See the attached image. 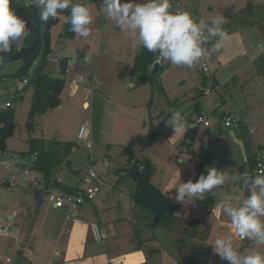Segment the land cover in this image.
Returning a JSON list of instances; mask_svg holds the SVG:
<instances>
[{
	"label": "crops",
	"instance_id": "obj_1",
	"mask_svg": "<svg viewBox=\"0 0 264 264\" xmlns=\"http://www.w3.org/2000/svg\"><path fill=\"white\" fill-rule=\"evenodd\" d=\"M75 1L81 3L80 0ZM92 1H97L99 8L98 25L102 30V45L110 42L132 44L129 33L122 31L107 18L103 11L102 0ZM17 2L35 7L32 6L31 0H17ZM170 4L172 11L175 7H182L183 11L189 12L197 21L204 20L206 23H210L217 15L225 16L226 23L223 27L228 34V40L221 49L211 52V73L205 75V79L210 76L214 85L219 86V91L240 90V98H243V101L232 114L246 121L251 137L256 133L255 130L264 124V0H170ZM63 16L66 21V16ZM61 18L62 15L60 20ZM29 35L26 30L25 39L23 38L19 43L18 49L26 46ZM100 57L102 58V55ZM13 69L19 72L21 66H15ZM97 79L93 80L94 85ZM73 88L66 109L61 107V103L59 105L62 116L70 111L72 104L74 106L73 99L80 90L78 81H75ZM106 89L109 90L108 87ZM111 102V91L106 94L92 91L91 96L89 92L88 95H84L82 102L85 113L73 127L74 137L58 134L51 138L71 141L76 146L64 158L63 163L50 172V180L47 184H50V189L58 192H74L91 165L99 173L96 180L98 187L96 197L92 201L85 202L76 212L75 218H70L67 206L54 207L46 198L39 212L28 216L29 212H35L37 203L34 191L22 180L17 186L23 187L31 198L28 196V203L21 213L24 214L21 236L15 234L16 238H11L17 247V256L10 262L13 264H217L215 258L218 255H214L212 246L214 241L217 238H232L233 242L235 240L230 218L217 216L215 213L216 204L225 200L217 198L216 193L205 194L203 199H196L194 202L186 200L185 204L178 203L176 212L169 219H164L137 203L134 199L136 181L129 172L135 159L153 163L155 171L151 180L167 197L170 194L174 196L177 184L190 179L194 181L196 166L190 162L182 166L184 160L176 166V162L171 161L166 166V171L161 172L158 168L161 161L159 158H151L150 155L145 156L137 149L127 148L125 143L131 142L126 140L123 141V151L119 155H113L112 144L106 143L104 135V125ZM152 106L151 103L150 113ZM199 113L204 111H199L197 115ZM227 115L230 114L225 111L220 113L216 131L228 139L231 134L223 130L228 128L223 124V118ZM142 118L146 119L145 113ZM88 120L91 126L87 137L80 142L79 130ZM237 134L243 140L239 139L238 147H234L230 139L223 144L237 150V153L231 154V157L235 158L238 155L242 161L247 160L245 162L247 164L248 156L244 139L240 130L235 131L234 135L238 136ZM127 137L132 136L127 135ZM251 141L254 152L261 148V152L264 153L261 144L257 145L260 143L258 139L253 140L251 137ZM48 142L49 140L44 144L43 140V149H47ZM88 142L92 143L95 160L89 162L87 156V161L84 162L81 154H87ZM103 159H109L111 162L107 170L101 163ZM251 174L253 177L258 174L256 166L252 167ZM6 186L0 184V200L7 198L4 188ZM230 202L234 204L232 200ZM13 207L15 205L9 206V210ZM19 215L20 213L15 210L9 212L0 219V224L13 225ZM25 220L28 228L24 226ZM92 223H96L101 229L102 239L99 241L94 237ZM17 243L31 251L19 249Z\"/></svg>",
	"mask_w": 264,
	"mask_h": 264
},
{
	"label": "rangeland",
	"instance_id": "obj_2",
	"mask_svg": "<svg viewBox=\"0 0 264 264\" xmlns=\"http://www.w3.org/2000/svg\"><path fill=\"white\" fill-rule=\"evenodd\" d=\"M80 2L86 4L93 15L90 36L87 38L77 35L73 38L67 37L65 34V18L62 15L61 20L51 29L50 52L46 58L48 61L46 70L50 75L66 77L61 96V107L63 109H66L68 105L75 81H78L80 85L79 93L73 99L74 106L71 105L72 108L67 114L60 115L62 110L59 106L52 108L47 113L35 118L33 121L34 129H32L29 123V111L32 105L34 88L27 86L23 92L16 94L18 81L15 75L18 72L13 69L15 66L22 67L24 60L19 59L0 65V77H2L0 79V106H5L6 101L13 104L12 110L17 124L14 134L6 141V149L9 151H29L32 147L31 137H36L41 144L43 140L46 144L48 140L58 134L64 137H74L73 127L85 113L82 109L84 95H88L90 92L91 96L92 91H97L99 94H106L111 91L113 103L111 102V105H109L104 125V135L106 143L112 144L111 153L113 155H119L123 151L124 140L130 141L128 148L137 149L145 156L150 155L151 158H159L161 161L158 168L159 171L163 172L166 171V166L171 161L172 163L176 162V166L183 160L182 166H186V162H190L195 166L196 159H199L206 152L207 145L209 146L213 142L214 153L208 167L223 170L227 177L225 183L214 190L217 198L221 200L231 198L235 204L240 198L245 197L248 193L242 187L240 177L243 173L253 177L251 174L252 164L250 162L245 164L247 160L242 161L238 155L235 158L231 157V154L237 153V150L233 147L230 149L223 144L224 141L227 142L230 139L233 146L238 147L241 138L240 135L235 136L234 133L237 130L239 131L240 127L223 128L224 131L231 134L228 139L216 131V126L220 121V113L225 111L227 114H232L242 104L243 98H240V90H217L212 78L209 76L205 79V74L200 70L201 60L191 68L178 67L164 62V69L159 76L164 88L163 93L154 91L150 82L129 88L128 83L132 82L129 71L138 50L132 44H116L115 42L103 46L102 30L98 25L99 8L97 1L80 0ZM102 46L104 49H102ZM80 49H86L87 54H91L92 60L90 63H85V56L76 57ZM49 56H51V59H49ZM63 58L68 61V71L63 70L62 61H60ZM40 60L41 56H38L37 61ZM36 66L37 63L33 62L27 73L32 75ZM97 78L99 81L94 85L93 80ZM107 87L109 90L106 89ZM206 87L213 88V91L204 94L203 91ZM221 95L222 97H220ZM197 97L199 98L197 99ZM151 103L153 106L150 113L149 105ZM175 110H180L186 116L188 123H195L197 113L204 111L205 114L209 115L212 125L210 127L197 125L193 141L186 139L187 131L185 135L178 134L174 136L172 126L168 124L171 122L172 113L168 117H164ZM216 111H219V113L217 114ZM144 113L146 114L145 120L142 118ZM145 121L148 123H145ZM151 126L155 127L153 133L150 131ZM255 131L256 133L251 137L253 140L258 139L260 143L256 144H261L264 150V124ZM127 135L132 137L128 138ZM83 141L80 140V142ZM180 144H183L181 148ZM81 156L86 162L87 154H81ZM21 181L22 179L19 178V184ZM4 188L7 198L4 197L0 200V219L14 210L19 212L20 215L13 226L16 234L21 236L24 215L21 213L31 195L29 196V193L23 187L7 185ZM12 205H15V207L9 210V206ZM234 238V245L238 247L241 254H246L252 249L264 251V244H256L253 241L243 242L236 239V237ZM16 256L17 247L14 240L11 237H0V264H13L7 261V258L15 260ZM215 259L217 264H228L227 261L221 260L219 256Z\"/></svg>",
	"mask_w": 264,
	"mask_h": 264
},
{
	"label": "clouds",
	"instance_id": "obj_3",
	"mask_svg": "<svg viewBox=\"0 0 264 264\" xmlns=\"http://www.w3.org/2000/svg\"><path fill=\"white\" fill-rule=\"evenodd\" d=\"M12 3L13 0H0V61L6 59L4 54L9 53L14 44L23 40L28 28V22L17 14ZM31 3L39 9L41 22L47 23L50 18L56 19L67 12L65 22L70 24L69 31L82 38L90 36L93 15L86 4L73 0H31ZM102 3L107 18L129 33L134 48L155 54L154 66L168 62L191 68L212 51L221 49L228 40L223 14L206 23L197 21L187 11H171L170 0H102ZM91 60V54L85 56V63ZM128 87H135V83L129 82ZM168 124L174 136L185 135L188 129L197 126L188 123L180 110L172 112ZM226 179L223 170L208 167L206 175L201 174L195 182L190 179L177 184L174 196L170 194L169 198L181 204L186 200L194 202L203 199L205 194L215 195L214 190ZM240 181L248 194L235 204L230 202L231 198L217 203L215 213L230 218L236 237L264 244V169L255 177L243 173ZM212 246L214 255L228 264H264V251L252 249L241 254L232 238H217Z\"/></svg>",
	"mask_w": 264,
	"mask_h": 264
},
{
	"label": "trees",
	"instance_id": "obj_4",
	"mask_svg": "<svg viewBox=\"0 0 264 264\" xmlns=\"http://www.w3.org/2000/svg\"><path fill=\"white\" fill-rule=\"evenodd\" d=\"M73 2L78 3L75 0H73ZM20 6L27 14V16L36 24V26H38L42 35V42L39 44V46L24 54L20 58L24 60V63L19 72L15 75V77L17 78L28 76L30 79L28 86H32L34 88L32 105L29 111V123L32 129H34L33 121L37 116L47 113L49 110L59 106L61 103V95L65 87V77L50 75L46 70V66L48 64L46 58L48 57L50 52L49 41L51 29L60 20L61 15H65L67 20L68 13H61L56 19L50 18L47 23H43L39 19V10L37 8L29 7L23 4H20ZM69 28L70 24L65 22V34L67 37L73 38L76 34L70 32ZM27 40L28 41L26 42V45H29L31 42V34L29 35V38ZM18 45L14 44L12 46V50L4 55H8L17 51ZM87 53L88 51L86 49H80L78 50L76 57L84 56ZM38 56H41V60L39 62L37 61ZM35 60L37 62V66L33 74L29 75L27 73L28 68L31 67L32 63ZM61 61L63 70L67 71L68 61L65 58L61 59ZM154 62V53H150L146 49H138L129 75L132 79V82L135 83V86H141L147 82H150L154 91L163 93L164 88L162 86L161 80L159 79V76L161 71L164 69V65L162 64V67L155 74H153L151 68ZM2 63L3 62H0V65ZM0 79H2V77H0ZM23 91H18V93H21ZM16 126L17 124L15 122L14 111L12 110V103L10 102V106H0V150L7 151L6 141L14 134ZM239 127L241 135L244 139L248 162L252 164V167H255L258 154L261 152V148L259 150H256L255 152L253 151V143L249 135V129L247 127L246 121L243 118H241V124ZM154 131L155 127L152 126L151 132L153 133ZM195 134V128L188 129L186 133V139L193 141ZM30 140L32 147L29 151L37 152L40 157L38 163L36 164V169L42 176L45 188L41 190L31 189L32 191H34L33 193L37 203V208L35 212H29L28 216L31 214L36 215L39 212V208L46 198L47 189H50V184L47 185L50 180V172L58 168L63 163L64 158L76 146L74 142L62 141L57 138H53L49 140L47 149L45 150L41 148L42 144L36 137H31ZM181 145L183 144H180V148ZM213 145V142L209 144L206 152L202 154L199 159H197L195 163L196 176L194 182L199 179L201 174L206 175L208 163L210 162V159L212 158L214 153ZM37 146H39L40 148H38ZM154 171L155 166L148 160L138 159L134 162L133 165H131V167L129 168V172L132 174L136 181V192L134 194V199L137 203L154 211L162 218L169 219L176 212L178 203L167 197L160 188L153 184L151 178ZM5 185L7 184L5 183ZM26 222L27 221L25 220L24 226L28 228V224Z\"/></svg>",
	"mask_w": 264,
	"mask_h": 264
},
{
	"label": "built area",
	"instance_id": "obj_5",
	"mask_svg": "<svg viewBox=\"0 0 264 264\" xmlns=\"http://www.w3.org/2000/svg\"><path fill=\"white\" fill-rule=\"evenodd\" d=\"M183 11L182 7H175L173 12ZM263 48L262 46L260 47ZM51 59V56H49ZM212 60V53L205 58H202L200 63V70L203 74L207 75L211 73L210 62ZM34 63H37L36 60ZM69 69V64H68ZM29 77L22 76L18 77V91H23L29 84ZM98 82V79L96 80ZM218 90L219 86L215 85ZM213 88L206 87L204 89V94L211 93ZM6 106H10V102H6ZM195 123L197 125L210 126L211 121L209 115L205 113H199L195 118ZM224 126L228 128L239 127L241 124V118L238 115L230 114L223 118ZM91 126V122L86 121L80 128L78 133V138L80 140H85ZM252 132V130H251ZM130 145L129 142L125 143V146L128 148ZM87 156L89 162L95 160V154L92 151V143L86 144ZM40 157L37 152L34 151H3L0 150V184H7L8 186H17L19 184V178H22L25 185L31 189L41 190L45 188L42 176L36 169V164L38 163ZM103 168L105 170L109 169L111 162L109 159L101 160ZM264 169V153L260 152L257 157L256 170L259 172ZM98 171L93 167L89 166L82 177V180L74 192H58L53 189H47L46 200L54 207L60 208L67 206L69 208L70 218L76 217V212L78 209L87 201H92L98 192V187L96 185V180L98 177ZM94 237L96 240L102 239V232L99 226L96 223L91 224ZM15 228L11 224H0V237H15ZM236 237V236H235ZM238 240H247L236 237ZM19 244V243H17ZM19 249L24 251H31L29 248L24 247L23 245H18ZM7 261H11L10 258H7Z\"/></svg>",
	"mask_w": 264,
	"mask_h": 264
},
{
	"label": "water",
	"instance_id": "obj_6",
	"mask_svg": "<svg viewBox=\"0 0 264 264\" xmlns=\"http://www.w3.org/2000/svg\"><path fill=\"white\" fill-rule=\"evenodd\" d=\"M11 6L15 9L18 15H20L22 18H24L28 22L27 31L31 34V42L29 45L19 48L14 53L6 55L7 56L6 59L0 61L3 63H9V62L19 60L24 54L36 48L42 42V35L40 33L38 26H36V24L27 16V14L24 12L20 4L18 2L16 3V0H13V3ZM154 64L151 68V71L153 74H155L162 67L161 64H157L155 66Z\"/></svg>",
	"mask_w": 264,
	"mask_h": 264
}]
</instances>
